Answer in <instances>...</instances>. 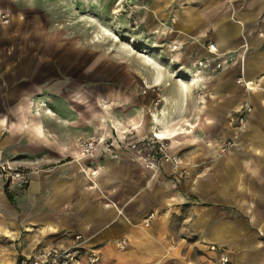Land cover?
Here are the masks:
<instances>
[{"label": "crops", "instance_id": "crops-1", "mask_svg": "<svg viewBox=\"0 0 264 264\" xmlns=\"http://www.w3.org/2000/svg\"><path fill=\"white\" fill-rule=\"evenodd\" d=\"M79 1L136 20L139 55L67 32L40 7L1 9L0 163L28 183L12 201L0 170V263L81 234L99 264H218L212 244L231 264H264V0ZM129 130L165 134L185 176L151 167Z\"/></svg>", "mask_w": 264, "mask_h": 264}, {"label": "built area", "instance_id": "built-area-1", "mask_svg": "<svg viewBox=\"0 0 264 264\" xmlns=\"http://www.w3.org/2000/svg\"><path fill=\"white\" fill-rule=\"evenodd\" d=\"M3 22L8 23L9 19L6 15L2 16ZM136 27H138V22L134 21ZM208 49L211 53H215L217 48L214 43L208 45ZM210 61H200L199 66L205 67L206 62ZM217 68L221 67V63L216 64ZM189 81L192 82V79ZM238 82H243L247 90L255 89L257 84L253 79H245L244 77H239ZM252 111L250 104H246L240 110L239 114V123L243 126L246 122L247 115ZM129 139L134 140V131L129 130L126 132ZM136 139V138H135ZM235 145V141L230 140L226 143L223 151L228 150ZM83 151L85 154H90L94 152L97 148V141L88 140L82 143ZM128 147L139 152H144L148 150L151 161L149 165L151 167H157V163L161 160L172 163L175 167L178 168V177L185 176V169L182 168L179 157L176 155H170L168 152L169 143L167 137H159L158 132L153 133L151 136L143 140H134L129 142ZM0 170L3 173L5 184L8 185V188L15 191H21L25 188L28 183V174L24 169L13 167L8 162L0 163ZM148 217L146 222H149ZM85 238L81 234H75L73 237L72 244L68 247H61L56 244H51L40 248L36 253L31 255H21L16 260L11 262H3L0 264H79L81 259H85L86 264H99L101 261V256L97 252H87L85 251L83 244ZM128 240L121 239L116 242V246L119 250L124 249L127 246ZM212 251H218V264H231L230 256L225 249L219 248L216 244L210 246Z\"/></svg>", "mask_w": 264, "mask_h": 264}, {"label": "rangeland", "instance_id": "rangeland-1", "mask_svg": "<svg viewBox=\"0 0 264 264\" xmlns=\"http://www.w3.org/2000/svg\"><path fill=\"white\" fill-rule=\"evenodd\" d=\"M13 1V0H12ZM18 6L24 9L25 3L27 6L40 7L43 15L50 18L54 23L60 25L58 27L65 29L67 32H75L79 35H92L97 40L112 39V49L120 55L118 49H124L123 53L130 51L131 57L139 55V43L132 41L131 37L137 35L138 28L136 27L131 17L126 18L125 24L118 22L120 16H113L109 19L108 15L102 10H92L87 6L86 2L79 0H16ZM30 3V4H29ZM9 4V0H0V10ZM11 4V3H10ZM36 11V10H35ZM34 13V12H33ZM6 15L10 21L7 13L0 11V34L1 27L9 23H4L2 16ZM117 19V20H116ZM139 26V25H138ZM118 41V42H114ZM126 49V50H125ZM131 64L135 61L139 64V59L129 58ZM116 72V71H115ZM113 75H116L113 74ZM181 78V77H180Z\"/></svg>", "mask_w": 264, "mask_h": 264}, {"label": "trees", "instance_id": "trees-1", "mask_svg": "<svg viewBox=\"0 0 264 264\" xmlns=\"http://www.w3.org/2000/svg\"><path fill=\"white\" fill-rule=\"evenodd\" d=\"M5 191H6L7 195H8V197H9V199L12 200V201H14L13 194H12L11 191L9 190L7 184H5Z\"/></svg>", "mask_w": 264, "mask_h": 264}, {"label": "bare ground", "instance_id": "bare-ground-1", "mask_svg": "<svg viewBox=\"0 0 264 264\" xmlns=\"http://www.w3.org/2000/svg\"><path fill=\"white\" fill-rule=\"evenodd\" d=\"M192 81H193V80H192ZM183 82H184V81H183ZM190 82H191V81H190ZM158 136L164 138V137H165V134H163V133H158Z\"/></svg>", "mask_w": 264, "mask_h": 264}]
</instances>
